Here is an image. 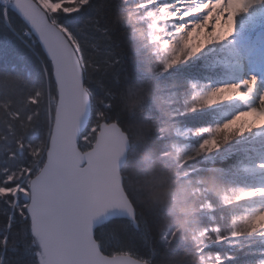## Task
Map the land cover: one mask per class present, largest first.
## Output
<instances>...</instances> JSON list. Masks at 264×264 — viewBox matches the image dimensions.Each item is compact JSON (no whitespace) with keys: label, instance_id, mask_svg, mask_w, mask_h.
<instances>
[{"label":"rangeland","instance_id":"rangeland-1","mask_svg":"<svg viewBox=\"0 0 264 264\" xmlns=\"http://www.w3.org/2000/svg\"><path fill=\"white\" fill-rule=\"evenodd\" d=\"M32 1L59 30L64 28L60 13L77 5ZM117 1L139 77L140 88L128 95L127 106L136 112L130 113L135 117L132 123L142 119L157 126L156 133L165 140V162L172 168L163 199L167 198L170 219L179 215L182 220L166 226L174 230L169 240H177L176 233L181 237L176 242L188 247L189 263L218 264L219 252L226 264H264V52L259 48L251 52L264 44V2L215 0L212 9L219 14L212 16L215 23L209 29L211 14L204 11L208 0ZM13 2L0 0V48L11 42L4 28L27 47L38 45L24 21L11 11ZM9 12L25 26L23 34L12 30ZM190 73L207 77L194 81ZM47 103L54 109L56 98L47 97ZM147 107L153 113L146 112ZM138 135L134 125L129 130L134 153L143 149ZM44 159L36 152L32 169L18 180L23 176L28 187ZM155 183L158 180L152 177L145 190H136L151 195L154 205L160 206L164 185ZM25 239L35 264H43L41 238L31 230ZM209 245L215 250L211 255L205 253Z\"/></svg>","mask_w":264,"mask_h":264},{"label":"trees","instance_id":"trees-1","mask_svg":"<svg viewBox=\"0 0 264 264\" xmlns=\"http://www.w3.org/2000/svg\"><path fill=\"white\" fill-rule=\"evenodd\" d=\"M53 1H60L61 5L68 1L77 4L70 10V18H66L65 13H60V26L68 24L71 29L70 32L65 28L62 30L79 58L84 84L91 98L90 124L78 142L79 149L84 152L91 148L99 124L105 121L116 123L130 141L127 163L121 176L124 191L136 206L140 231H135L132 223L127 220L108 222L94 231L100 251L106 253V256L127 255V252H131V257L148 264H170L174 261V264H194L189 263L188 247L177 245V242H181V237L178 238L176 233L177 240L170 241L174 230L172 227L166 228L182 218L177 215L171 220L167 198L163 199L168 191V177L171 182L172 171L164 158L165 140L156 133L157 126L154 123L142 119L132 123L135 117L130 113L135 110L127 106L129 92L139 87V77L132 41L126 27L119 21L122 10L119 2L91 0L90 4L76 12L75 9L86 4L87 0ZM8 16L14 32L25 29L15 15L9 12ZM69 19L73 21L72 24H69ZM4 31L8 35L7 40L9 38L11 42L2 44L3 49L11 52L12 59L11 62L0 64V181L9 176L18 180L25 171L32 169V159L36 152L45 155L54 110L48 107L47 97L56 96L52 67L38 45L27 47L12 36L7 28ZM117 59L119 63H116ZM188 75L194 81L207 77L191 73ZM107 99L112 100L113 109L111 112L104 110L103 115H100L101 106ZM145 111L153 113L149 107ZM134 125L137 126L138 138L143 144L140 153H134L131 146L129 130H133ZM152 177L156 182L158 180L155 184L164 185L160 191L164 202L160 206L154 205L151 195L147 197L143 191L139 193L136 190L148 186L145 183L150 182ZM129 186L133 187L130 192ZM145 220L151 227V235L148 236L145 235ZM10 221L8 205H0V232L9 236L6 248L0 240V257H3L4 264H35L33 253L26 246L29 243L25 239L31 234L29 220L24 219L17 209L16 219L11 221L14 226L9 232L6 225ZM168 222L170 224H166ZM199 226L202 228V222ZM191 228L194 226H184L183 230L189 231ZM176 229L178 230L177 227ZM207 246L206 254L215 252L212 246ZM13 248L16 249L15 252L12 251ZM153 254L156 257L154 260L146 259Z\"/></svg>","mask_w":264,"mask_h":264},{"label":"water","instance_id":"water-1","mask_svg":"<svg viewBox=\"0 0 264 264\" xmlns=\"http://www.w3.org/2000/svg\"><path fill=\"white\" fill-rule=\"evenodd\" d=\"M10 9L52 64L58 91L44 163L26 197L31 229L42 240L43 264H148L128 255L106 256L93 239L108 222L130 221L118 211L129 207L121 176L130 149L127 134L116 123L102 122L91 148L80 151L91 99L79 58L32 0H14Z\"/></svg>","mask_w":264,"mask_h":264},{"label":"snow or ice","instance_id":"snow-or-ice-1","mask_svg":"<svg viewBox=\"0 0 264 264\" xmlns=\"http://www.w3.org/2000/svg\"><path fill=\"white\" fill-rule=\"evenodd\" d=\"M214 2H215V0H208V2L205 4V7H204L205 13L211 14V15H208V21H209L208 27H209V29H211L213 24L215 23V21L212 20V16L219 14L218 12H213L212 4ZM262 2H264V0H262ZM90 3H91V0H87L86 4L82 5L79 8H76L75 11L76 12L81 11L83 7H86L87 4H90ZM244 10L246 11L247 9L245 8ZM4 15L6 17V15H7L6 10L4 12ZM71 16H72L71 11L65 13L66 18H70ZM222 19H223V17H221V20ZM233 22H234V18H233V21H230V24H232ZM72 23H73V21L71 19H69V24H72ZM62 27H64L65 30H67L69 32L71 31L68 24L62 25ZM229 32L230 33L234 32V28L230 27ZM11 59H12L11 52L6 51L3 48H0V64L11 62ZM116 63H119L118 59H117ZM208 102H211V101H208ZM112 109H113L112 100L107 99L103 102V105L101 106L100 115H103L104 110L111 112ZM105 122H107V121H105ZM117 123H119V121H117ZM29 176H31V171L29 172ZM23 179H24L23 176L20 178V180H16L15 178L9 176L6 180L0 181V205H4V204L8 205L9 212L11 215V221H15L16 216H17V209H19V213L24 219L29 218L28 217V209H27V205H28L29 201L26 198L27 194L29 192V189L22 182ZM118 211H121L122 213H124L127 216V218L131 221L132 227L135 231H137V232L140 231L139 218L137 216L136 206L131 203V200H129V207L127 209H119ZM11 221L8 222L6 225L9 232L11 231L12 227L14 226V224ZM145 226H146L145 227V235L146 236L151 235V227L149 226V222L147 220H145ZM8 239H9L8 235H6L4 232H0V240H2L5 248L7 246ZM93 239H95L94 234H93ZM209 247H211V245H209ZM12 251L15 252L16 249L13 248ZM104 254L107 255L106 253H104ZM200 254L203 255V252H201ZM127 255L129 257H131L132 253L127 252ZM155 258H156L155 254H153L150 258H146V259L154 260ZM215 259H218V264H226V259L224 257H221L219 252H217L215 254ZM227 259H231V257H228ZM0 264H4L3 257H0Z\"/></svg>","mask_w":264,"mask_h":264},{"label":"bare ground","instance_id":"bare-ground-1","mask_svg":"<svg viewBox=\"0 0 264 264\" xmlns=\"http://www.w3.org/2000/svg\"><path fill=\"white\" fill-rule=\"evenodd\" d=\"M21 33V32H20ZM21 34H23V33H21ZM36 41V40H35ZM40 49V48H39ZM40 51H41V49H40ZM42 52V51H41ZM43 54V53H42ZM43 56L45 57V59L48 61V59L46 58V56L43 54ZM48 63L51 65V67H52V80H53V75H54V70H53V66H52V64L48 61ZM45 78H46V75H45ZM53 83H54V80H53ZM54 85H55V92H56V96H55V98L57 99V88H56V84L54 83ZM249 86L251 87V90H253V89H255L254 88V84L251 82V84H249ZM90 95V94H89ZM91 99V98H90ZM264 109V108H263ZM264 113V112H263ZM101 228V227H100Z\"/></svg>","mask_w":264,"mask_h":264}]
</instances>
